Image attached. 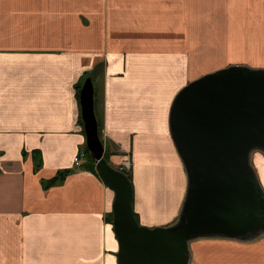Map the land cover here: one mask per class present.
<instances>
[{
	"label": "crops",
	"instance_id": "0c3cea01",
	"mask_svg": "<svg viewBox=\"0 0 264 264\" xmlns=\"http://www.w3.org/2000/svg\"><path fill=\"white\" fill-rule=\"evenodd\" d=\"M231 65L264 68V0H0V264H119L115 192L74 163L86 161L87 77L108 162L130 157L135 212L166 226L187 189L174 99ZM167 162L177 187L172 169L159 171ZM253 163L264 186V154ZM190 251V264H264V235L199 238Z\"/></svg>",
	"mask_w": 264,
	"mask_h": 264
},
{
	"label": "water",
	"instance_id": "95a60500",
	"mask_svg": "<svg viewBox=\"0 0 264 264\" xmlns=\"http://www.w3.org/2000/svg\"><path fill=\"white\" fill-rule=\"evenodd\" d=\"M80 100L87 147L115 192L119 264H190L195 239L264 235V186L253 163L255 151L264 153V68L231 65L204 74L174 99L170 132L187 189L178 219L166 226L139 222L133 180L106 159L91 77Z\"/></svg>",
	"mask_w": 264,
	"mask_h": 264
},
{
	"label": "trees",
	"instance_id": "16d2710c",
	"mask_svg": "<svg viewBox=\"0 0 264 264\" xmlns=\"http://www.w3.org/2000/svg\"><path fill=\"white\" fill-rule=\"evenodd\" d=\"M80 91H81V87L79 89V92ZM99 131H100V126H99ZM100 136H101V131H100ZM85 157H86V161L83 164H81L79 166V168H83V169L98 173V171L96 169V160L91 156V153H90V150L88 149V147L85 149ZM105 157L107 160H109V155L107 152L105 153ZM39 166H40V159H38V156H37V167H39ZM70 172H71V170H62L53 178H51L49 180H45L44 181L45 188H48L52 185L59 184V183L63 182ZM131 179H132V177H131ZM136 217L138 219L137 213H136ZM107 218H108L109 222H113V213L112 212L109 213Z\"/></svg>",
	"mask_w": 264,
	"mask_h": 264
},
{
	"label": "rangeland",
	"instance_id": "374dc122",
	"mask_svg": "<svg viewBox=\"0 0 264 264\" xmlns=\"http://www.w3.org/2000/svg\"><path fill=\"white\" fill-rule=\"evenodd\" d=\"M108 153V152H107ZM259 153H261V154H264L263 152H261V151H255L254 152V156L256 155V154H259ZM108 155H109V153H108ZM126 159H128V160H130V157L128 158H125L124 160H126ZM123 160V161H124ZM122 161V162H123ZM132 163V162H131ZM121 165V164H120ZM167 167H169V169H170V171L172 172V170H173V175H172V177H173V183H174V185H176V187L178 186V184H180V180L176 177V175H174V170H175V167L173 166V163H171V162H167L166 164H161V165H159V171H160V173H161V171H163V169L164 168H167ZM172 169V170H171ZM129 174H130V176L132 177V166H131V170L129 171ZM144 181V183L146 184V181H145V179L143 180ZM140 182H142V180H140ZM134 183H135V190H136V192H135V203H136V201L138 202V193H139V191H141V189H142V187H141V189L139 190V186H138V183H137V180L135 179V181H134ZM163 186V185H162ZM174 188V187H173ZM146 189V188H145ZM144 189V190H145ZM148 189V188H147ZM137 194V195H136ZM137 216H138V220H139V222L142 224V225H146V224H144L142 221H140V217H139V215L137 214ZM146 226H149V227H156V226H160V225H146Z\"/></svg>",
	"mask_w": 264,
	"mask_h": 264
},
{
	"label": "built area",
	"instance_id": "2783aa9c",
	"mask_svg": "<svg viewBox=\"0 0 264 264\" xmlns=\"http://www.w3.org/2000/svg\"><path fill=\"white\" fill-rule=\"evenodd\" d=\"M82 162H83L82 155H76V156L74 157V163H75L76 165L80 166V165L82 164ZM131 166H132L131 161L128 160V159H126V160H124V161L121 163L119 169H120L121 171L125 172L126 174H129V171L131 170Z\"/></svg>",
	"mask_w": 264,
	"mask_h": 264
}]
</instances>
